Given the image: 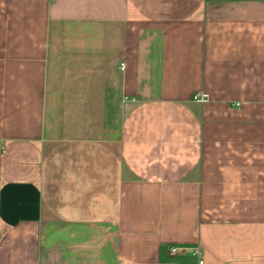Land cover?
I'll list each match as a JSON object with an SVG mask.
<instances>
[{
  "label": "crops",
  "instance_id": "obj_1",
  "mask_svg": "<svg viewBox=\"0 0 264 264\" xmlns=\"http://www.w3.org/2000/svg\"><path fill=\"white\" fill-rule=\"evenodd\" d=\"M201 261L264 264V0H0V264Z\"/></svg>",
  "mask_w": 264,
  "mask_h": 264
},
{
  "label": "built area",
  "instance_id": "obj_2",
  "mask_svg": "<svg viewBox=\"0 0 264 264\" xmlns=\"http://www.w3.org/2000/svg\"><path fill=\"white\" fill-rule=\"evenodd\" d=\"M195 99L198 100V101H202V102H203V101L206 100V96H205V95H196V96H195ZM177 249H178V247H175V246L170 247V249H169V254H170V255H175V253L177 252ZM193 253H194L195 255H200V254H201L199 248H195V249L193 250ZM202 263H203V261L200 262V264H202Z\"/></svg>",
  "mask_w": 264,
  "mask_h": 264
}]
</instances>
